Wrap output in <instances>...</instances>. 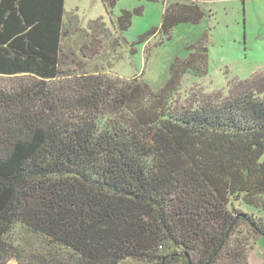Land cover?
<instances>
[{
  "label": "trees",
  "instance_id": "trees-1",
  "mask_svg": "<svg viewBox=\"0 0 264 264\" xmlns=\"http://www.w3.org/2000/svg\"><path fill=\"white\" fill-rule=\"evenodd\" d=\"M64 1L0 0V76L37 79L0 90V264H247L264 237V78L220 102H172L187 71L205 73L200 38L158 89L95 69L54 90L86 45ZM166 1L168 38L203 16L197 2ZM132 15L117 17L120 30ZM91 22L87 37L119 45Z\"/></svg>",
  "mask_w": 264,
  "mask_h": 264
},
{
  "label": "rangeland",
  "instance_id": "rangeland-1",
  "mask_svg": "<svg viewBox=\"0 0 264 264\" xmlns=\"http://www.w3.org/2000/svg\"><path fill=\"white\" fill-rule=\"evenodd\" d=\"M64 2L66 13L76 14L78 27L85 36L80 37L79 44L86 42V45L77 52L78 59L75 56V62L64 68L66 75L47 82L54 90H67L81 74H92L95 69L94 75L121 82L137 78L152 89H158L167 80L175 57L186 58L196 53L194 45L200 38L207 47L205 73L187 71L181 86L171 93L172 102H220L231 95L237 83L251 77L256 80L264 78V0H197L203 9L201 19L197 23L175 24L169 38L158 31L166 0H115V5L109 10L101 0ZM128 10L133 12L131 23L120 30L117 17ZM97 18H102L112 35L119 37L118 46L112 45V37L98 36L94 40V37L89 38L83 33L85 30L93 32L91 21ZM154 29V34H148ZM35 81L36 78L28 75L0 76V90L16 91L20 86L32 85ZM237 206L256 215L261 213L243 203ZM16 231L14 235L19 234V230ZM255 246L264 254L263 236ZM6 264L19 262L10 258ZM120 264L148 263L127 258Z\"/></svg>",
  "mask_w": 264,
  "mask_h": 264
},
{
  "label": "crops",
  "instance_id": "crops-1",
  "mask_svg": "<svg viewBox=\"0 0 264 264\" xmlns=\"http://www.w3.org/2000/svg\"><path fill=\"white\" fill-rule=\"evenodd\" d=\"M64 10H65V7H64ZM247 264H264V254H262V252L258 250L256 246L250 252Z\"/></svg>",
  "mask_w": 264,
  "mask_h": 264
},
{
  "label": "built area",
  "instance_id": "built-area-1",
  "mask_svg": "<svg viewBox=\"0 0 264 264\" xmlns=\"http://www.w3.org/2000/svg\"><path fill=\"white\" fill-rule=\"evenodd\" d=\"M175 1V0H174ZM177 1H191V2H197V0H177Z\"/></svg>",
  "mask_w": 264,
  "mask_h": 264
}]
</instances>
